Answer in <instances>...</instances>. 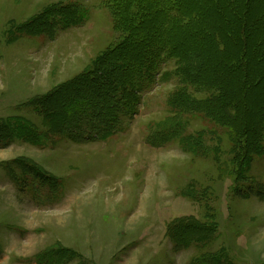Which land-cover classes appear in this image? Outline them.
Segmentation results:
<instances>
[{
    "label": "rangeland",
    "instance_id": "374dc122",
    "mask_svg": "<svg viewBox=\"0 0 264 264\" xmlns=\"http://www.w3.org/2000/svg\"><path fill=\"white\" fill-rule=\"evenodd\" d=\"M123 36L107 0H0V125L25 118L35 133L0 143V264L63 254L60 264H195L209 253L264 264V155L246 160L229 127L178 100L175 71L143 91L133 116L109 114L100 135L98 122L83 130L99 108L82 99L100 92L93 82L42 100ZM188 87L192 99L216 92ZM27 162L55 182L28 174ZM180 222L205 224L209 238L178 246Z\"/></svg>",
    "mask_w": 264,
    "mask_h": 264
},
{
    "label": "trees",
    "instance_id": "16d2710c",
    "mask_svg": "<svg viewBox=\"0 0 264 264\" xmlns=\"http://www.w3.org/2000/svg\"><path fill=\"white\" fill-rule=\"evenodd\" d=\"M107 2L123 28L124 36L94 67L54 90L43 101L56 98L59 93V96L72 93L74 87L78 89L81 84L93 82L100 92L95 94L92 90V94L82 99L83 103L91 105L95 101L97 105L92 106L99 108L89 110L92 115L83 130L92 131L98 122L103 127L98 130L100 135L106 130L109 114L118 110L114 114L115 121L133 116L137 113L143 91L150 90L161 80L170 79L175 71L177 83L185 89H177V94L174 92L178 100H183V104L195 111L211 114L216 122L229 127L234 150L240 146L246 160L250 161L251 156L264 155V0ZM69 17L62 14L60 21L67 22ZM49 24H45V29ZM171 66L173 68L170 69ZM102 72L108 75L109 80L99 85L98 76ZM182 84L216 92L208 98L192 99L186 91L189 87ZM41 104H49V101ZM77 105L73 101L71 110H75ZM53 114L55 120L63 119V113ZM20 122L26 123L25 118H20ZM20 122L17 123L18 130L17 124L13 123V126L10 121L0 125V143H8L13 136L19 135L25 139L35 138V133L24 129L25 124ZM90 124H94L92 128ZM249 148L251 155L247 152ZM24 167L28 174L40 179L43 184L55 182V177L36 165L29 166L27 162ZM204 225L180 222L173 227L171 237L178 246L188 247L202 242L210 235ZM63 255L65 257L60 259L52 256L50 264H60L68 256ZM208 257L215 259L207 260ZM195 264L225 263L221 257L209 253Z\"/></svg>",
    "mask_w": 264,
    "mask_h": 264
}]
</instances>
